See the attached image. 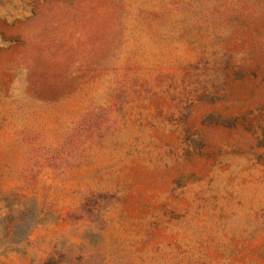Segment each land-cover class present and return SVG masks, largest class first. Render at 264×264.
<instances>
[{
    "label": "rangeland",
    "instance_id": "1",
    "mask_svg": "<svg viewBox=\"0 0 264 264\" xmlns=\"http://www.w3.org/2000/svg\"><path fill=\"white\" fill-rule=\"evenodd\" d=\"M0 264H264V0H0Z\"/></svg>",
    "mask_w": 264,
    "mask_h": 264
}]
</instances>
